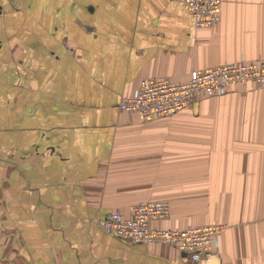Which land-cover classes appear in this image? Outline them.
Wrapping results in <instances>:
<instances>
[{"label":"crops","instance_id":"0c3cea01","mask_svg":"<svg viewBox=\"0 0 264 264\" xmlns=\"http://www.w3.org/2000/svg\"><path fill=\"white\" fill-rule=\"evenodd\" d=\"M0 264H190L99 221L165 202L155 228L221 225L205 264H264V87L169 118L120 111L146 79L264 60V0L197 30L175 0H0Z\"/></svg>","mask_w":264,"mask_h":264},{"label":"built area","instance_id":"2783aa9c","mask_svg":"<svg viewBox=\"0 0 264 264\" xmlns=\"http://www.w3.org/2000/svg\"><path fill=\"white\" fill-rule=\"evenodd\" d=\"M187 5L197 30L219 23L224 0H175ZM264 87V60L222 65L205 71H194L186 83L168 78L146 79L131 97L124 98L120 111L136 114L144 122L169 118L188 109L204 98L222 97L234 89ZM171 206L165 202L140 203L126 217L113 212L99 221L109 235L132 245H165L175 249L190 264H205L219 247L225 230L221 225L166 230L154 222L170 218Z\"/></svg>","mask_w":264,"mask_h":264},{"label":"water","instance_id":"95a60500","mask_svg":"<svg viewBox=\"0 0 264 264\" xmlns=\"http://www.w3.org/2000/svg\"><path fill=\"white\" fill-rule=\"evenodd\" d=\"M0 13H1V7H0ZM185 257H186V255H185Z\"/></svg>","mask_w":264,"mask_h":264}]
</instances>
